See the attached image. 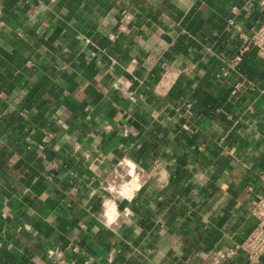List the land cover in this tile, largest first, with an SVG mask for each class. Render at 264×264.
Segmentation results:
<instances>
[{"label": "crops", "instance_id": "1", "mask_svg": "<svg viewBox=\"0 0 264 264\" xmlns=\"http://www.w3.org/2000/svg\"><path fill=\"white\" fill-rule=\"evenodd\" d=\"M263 20L264 0H0V264H264L227 255L264 189Z\"/></svg>", "mask_w": 264, "mask_h": 264}, {"label": "built area", "instance_id": "2", "mask_svg": "<svg viewBox=\"0 0 264 264\" xmlns=\"http://www.w3.org/2000/svg\"><path fill=\"white\" fill-rule=\"evenodd\" d=\"M119 26L123 29L125 27V21L120 22ZM246 46L254 48L256 55L264 63V20L253 30L252 34L246 38ZM237 58L238 57L235 59ZM249 214L256 220L254 228L244 241L238 246L230 249L227 255L232 256L238 251H242L249 260L258 262L264 255V189L257 195L256 199L253 200Z\"/></svg>", "mask_w": 264, "mask_h": 264}]
</instances>
